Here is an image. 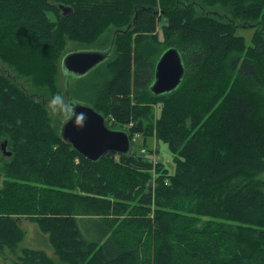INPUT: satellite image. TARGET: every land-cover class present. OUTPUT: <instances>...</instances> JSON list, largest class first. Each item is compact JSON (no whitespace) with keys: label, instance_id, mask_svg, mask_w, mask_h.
Returning <instances> with one entry per match:
<instances>
[{"label":"trees","instance_id":"1","mask_svg":"<svg viewBox=\"0 0 264 264\" xmlns=\"http://www.w3.org/2000/svg\"><path fill=\"white\" fill-rule=\"evenodd\" d=\"M60 5L72 13L63 17ZM124 7V28L108 47L112 54L127 40L125 58L104 101L91 106L109 128L145 140L154 127L147 131L139 114L148 120V105L161 103L155 134L173 156L172 174L140 150L84 159L15 82L27 77L41 95L54 89L66 42L92 41ZM238 29H253L249 44ZM171 47L183 78L154 95L156 62ZM0 62L14 72L13 80L0 72V139L11 152L0 163L19 181L0 188V250L20 242L16 220L24 215L35 217L58 261L26 248L22 264H264V0H0ZM210 218L233 222L234 232L202 239ZM134 236L142 249L126 248Z\"/></svg>","mask_w":264,"mask_h":264},{"label":"rangeland","instance_id":"2","mask_svg":"<svg viewBox=\"0 0 264 264\" xmlns=\"http://www.w3.org/2000/svg\"><path fill=\"white\" fill-rule=\"evenodd\" d=\"M155 6L159 8L158 5H155ZM122 12H123L122 15L119 13L108 14L106 17L108 22H113L114 24H111L107 26L106 28L100 30L92 41L90 40L89 41H74V40L67 41L63 52H65L66 54L68 52L77 51V50H89V49L100 50V49L107 48L109 45L111 36L112 34L115 33L116 29L124 28V26H118L117 20H119L122 17L126 18L128 9L127 8L125 9L124 7ZM165 23H166V20L160 21L157 25V29L155 33L156 36L159 37V41H162L159 43L160 48L165 46V44H163V39L161 37V30H162L161 26L164 25ZM252 33H253V29H238L237 30V34L243 36L248 44L250 42ZM134 36L135 35H133V37ZM132 40L134 41V39ZM124 44L127 45V40L123 38H119L117 41V45H116L117 49L114 50V52L111 54L109 59L103 65H101L94 71H91L89 74H87L81 79L73 80L74 78L72 79L69 78L68 74L65 73V71L60 67L58 70L56 86L54 85V89L52 88L44 89L43 95H41L36 90L31 80L27 77H16L15 76L16 78L15 82L18 84V87L22 89L28 96L33 97L36 101H39L42 104L45 110L49 125L55 130L56 133L59 134L63 117L58 114H54L47 107V102L50 99L51 95L59 92L63 94L66 97V99H68L69 101L75 100L80 103L83 102L84 104L88 103L89 105L91 104L97 105V103L103 102L105 99V97L103 98V94H102L103 87L106 86L114 78L116 72L119 69V62L121 61V59L123 62V59L125 58V53H123L122 46H121ZM133 49H134V43L131 42V46H130V51H132V53H130L131 55H133ZM131 68L133 70V64H131ZM0 72H3L5 75L9 76L13 80L12 76L14 72H12L2 62H0ZM66 80L69 81L70 83L69 95L66 93ZM130 97H132V94ZM148 107L150 108L149 110L150 112H148L149 115L147 114V116L149 117L148 120L144 118L143 112L140 113L139 115H142L143 119H145V124H146L145 126L147 128L146 129L147 131L149 130L151 125H153L154 128H152V134L148 135L145 140L142 136L135 135L132 139L133 141L132 150L133 151L140 150L141 152V150L144 149L145 150L144 154H146V156L149 158L150 161H152L155 157V161L158 163H161L164 169H167V171L170 174H172L175 171V164L173 161V156L171 152L169 151L167 143H164L162 140H159L155 134L156 118L160 117L164 106H162L161 103H158L155 105H148ZM106 121H107V118H106ZM120 127L121 126H118L117 128H120ZM121 129L124 130V128H121ZM1 141L2 139H0V143ZM9 150L10 149L6 146L5 151H9ZM147 150L152 151L151 155H149L148 152H146ZM108 155L110 154H107V156ZM3 158H7V157L2 155V152L0 150V159H3ZM76 161L77 160H75V162ZM5 165H8V163L6 162L0 163V188L2 187V185L4 186L6 181H8L9 183L19 182L18 180H12V179L6 178V176L3 173L6 170ZM109 165H111L109 161H104L101 164L102 167H107ZM122 173L125 174V172H122ZM260 179L264 181V174L260 176ZM26 181H28V179ZM10 188L12 189L13 187L11 186ZM76 194L79 196H82L81 194H78V193ZM106 198L109 199L110 201L113 200L112 196H108ZM140 199L141 198L138 197L133 203H139ZM128 217H129V213L126 212V214L121 216L117 221H114V226L112 230L116 232L117 228L122 225L121 221L123 220L126 221ZM33 219H35V217L28 218L27 216L23 215V217H19L16 220L17 225L19 226V233L21 234V236L23 235V237L20 240V242L17 244L15 249H13L12 251H10L7 247H4L3 249L0 250V264H15V263L22 264L23 263L22 252L26 248L33 249V250H37V249L43 250L46 252L49 258H51L55 262L58 261L57 257L53 253L52 248L50 247L48 236L39 230L38 226L36 225V222ZM232 225H233V222H230V221L210 218L209 223L204 225L201 238L204 239L206 237L214 236V234L219 231H226L227 233L231 234L235 230ZM198 233H199V230H197L196 234H194L193 236L200 238ZM123 238L126 239L127 237H123ZM119 239L122 241V237L119 236ZM115 242L117 244V241ZM124 244L127 249H131V250H136V249L140 250L145 246L141 244V242H139L135 236L130 238L128 241H125ZM175 246H176V243H175ZM177 247L179 248L181 247V245H178ZM26 251L27 250H25V252ZM176 251H173V257L174 256L176 257L177 255Z\"/></svg>","mask_w":264,"mask_h":264},{"label":"water","instance_id":"3","mask_svg":"<svg viewBox=\"0 0 264 264\" xmlns=\"http://www.w3.org/2000/svg\"><path fill=\"white\" fill-rule=\"evenodd\" d=\"M63 17L72 13L70 6H59ZM115 34V33H114ZM113 43L100 50H77L66 53L60 67L68 74L69 78H82L104 63L112 52ZM184 75V67L178 51L171 47L159 56L155 68L153 82L149 90L154 95H162L174 91L180 84ZM73 79V80H74ZM69 81L66 80V93L68 94ZM69 95V94H68ZM80 103V102H79ZM77 112L86 114L85 126L77 130L73 122L69 121L59 136L84 159L98 162L107 154L127 156L132 152V137L124 130L110 129L106 125L105 117L97 112L91 105L80 103ZM7 141L0 143L2 155L9 157L10 151H5Z\"/></svg>","mask_w":264,"mask_h":264},{"label":"clouds","instance_id":"4","mask_svg":"<svg viewBox=\"0 0 264 264\" xmlns=\"http://www.w3.org/2000/svg\"><path fill=\"white\" fill-rule=\"evenodd\" d=\"M78 105L81 106L78 101H69L59 92L52 94L47 102V107L51 112L63 117L61 124L62 129L69 121L73 122V126L77 130L82 129L85 126L87 117L84 112L76 111Z\"/></svg>","mask_w":264,"mask_h":264},{"label":"crops","instance_id":"5","mask_svg":"<svg viewBox=\"0 0 264 264\" xmlns=\"http://www.w3.org/2000/svg\"><path fill=\"white\" fill-rule=\"evenodd\" d=\"M54 253V252H53Z\"/></svg>","mask_w":264,"mask_h":264}]
</instances>
